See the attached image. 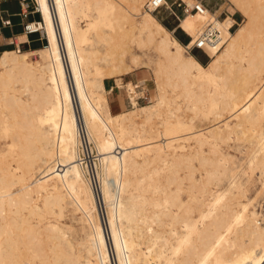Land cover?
I'll return each mask as SVG.
<instances>
[{"label":"bare ground","instance_id":"obj_1","mask_svg":"<svg viewBox=\"0 0 264 264\" xmlns=\"http://www.w3.org/2000/svg\"><path fill=\"white\" fill-rule=\"evenodd\" d=\"M229 1L247 17L233 33L231 15L206 7L179 19L192 39L219 29L202 64L145 0H36L46 44L0 52V264H264V225L240 180L256 171L264 190V0ZM120 7L146 32L132 41L155 40L159 58L152 103L110 76L132 96L112 114L102 66L126 50L94 44ZM91 143L95 173L83 166ZM70 206L88 225L78 240L59 221Z\"/></svg>","mask_w":264,"mask_h":264},{"label":"rangeland","instance_id":"obj_2","mask_svg":"<svg viewBox=\"0 0 264 264\" xmlns=\"http://www.w3.org/2000/svg\"><path fill=\"white\" fill-rule=\"evenodd\" d=\"M1 3H3V0H0ZM9 3L5 4V6L9 9H11L12 5L16 8L18 7V0H7ZM146 1V0H145ZM204 6L215 16L218 18V20H223L226 16H230L234 19L233 26L230 28V31L233 33L235 30L242 24H245L247 21V17L239 12L238 8L234 6L232 2L229 0H201ZM116 2V1H115ZM194 2V1H193ZM25 3H27L30 7H38V10L35 8L32 13L37 14L38 18L29 19L30 12L27 13V15L24 17L25 21L28 22H40L42 20V15L39 11V6L36 0H26ZM3 5V4H2ZM117 6H119L118 3H116ZM143 10V7H142ZM171 11V12H170ZM31 13V14H32ZM168 13V14H167ZM177 13V14H176ZM3 14V12H2ZM153 14L156 16V18L170 31V34L177 38L182 45H186L188 41L191 39V35L188 34L185 30H183L179 26V19L182 18L185 13L182 11V3L180 0H168V4L166 6H163L153 12ZM164 18V19H163ZM261 18V17H259ZM90 17H86L82 19L81 24L87 25L88 20ZM135 19V18H134ZM264 19V14H262V18ZM260 19V20H261ZM109 20L111 25L107 24H100L96 31L98 32V36H96V43L94 44L96 48L99 50V55L104 49L114 50V55L117 54V52L121 51L122 48H124L126 51L122 56L116 57V59L113 61L114 64L117 65V67L112 66H102L103 71V77L105 78H116V77H110L114 74H119V77L122 78H128L132 73H137L139 75L138 80L130 81L135 89V93L132 96H137L138 90L135 88V84L141 85L139 88V91L142 90V88L149 90V100H141L138 104H148L152 103L155 98V82H154V67L155 62L158 60V51L156 50V41H147L143 47H138L136 43L132 41V38L137 39L140 35L142 38H146V32L144 30H134L132 31L131 21L133 20L131 16L125 17L123 15L122 7L116 9L112 14L109 15ZM174 29V30H173ZM39 33V38L36 43L30 42L31 47L27 44H21V40L24 39V37H19L16 40H14V43H12L13 40L10 39H4L2 36H0V52L4 47H8L9 49H20V50H29L34 49V46L42 47L46 44V35L44 29H40L37 31ZM35 33V32H33ZM92 35V34H90ZM90 42L93 43V40H90ZM36 44V45H35ZM225 45V44H224ZM186 49V48H185ZM184 49V50H185ZM186 54L194 55L202 64H206L210 58L205 53L204 50L201 49H195L193 51H186ZM136 55V62L134 63L132 60V56ZM40 55L39 53H34L30 55L29 61L36 62L40 61ZM100 65L102 64V61L99 62ZM130 67L129 69H132V72L125 74L124 71L126 68ZM112 70H120L118 73L111 74L110 72ZM121 80V79H120ZM120 80H117L119 82ZM128 80V79H126ZM121 82V81H120ZM124 85L125 83H120ZM122 93L124 97L119 96L118 99L121 102V108L122 109H115L116 104V97L117 93ZM130 95V93L128 92ZM111 112L113 114L122 112V110H128L132 106V96L131 102L129 103V100L126 95V91L124 88H122L121 91L113 92L111 95L106 94ZM135 100V98H134ZM157 125V127L155 126ZM154 128L151 129L153 131L155 128V132L153 133H160V137L167 138L162 135L164 133L162 130V126H160L159 123L155 124ZM160 131V132H159ZM159 136V135H158ZM158 136L149 137L148 139L152 143H159L161 141ZM177 137V136H175ZM174 138V137H173ZM168 141V140H166ZM180 141H183L181 137L176 138L173 140L174 144H178ZM172 142V141H171ZM91 152L85 153V155L82 154L83 159V166L86 168L85 163L90 166L88 167L89 170L92 169V171H96L100 169V163L99 161L94 158L96 155V149L94 147V144L91 143ZM94 151V152H93ZM232 153L238 154V152L235 151V149H230ZM88 155V156H87ZM87 156V157H86ZM89 162V163H88ZM98 165H96L95 164ZM90 164V165H89ZM95 164V165H94ZM92 166V167H91ZM95 168V169H94ZM91 171V170H90ZM92 173V172H91ZM199 176V175H198ZM240 180L242 183V187L245 190L246 194L249 198L253 199V205L254 209L260 213V219L262 225H264V190L260 188V177L259 174L256 171H252L249 173L242 174L240 176ZM70 211H66L64 215L62 216L61 220H59L62 224L69 226L70 233L74 234L76 236V239H80L83 236V230L88 228V225L84 223L83 214L78 209H72V207H69ZM100 211V210H99ZM91 212V206L90 211ZM92 213V212H91ZM101 215V221L103 224V227L105 226L104 218L102 211L100 212ZM74 216V217H73ZM79 216V218H78ZM92 216V214H91ZM60 219V218H59ZM106 230V227H105ZM107 232V231H106ZM80 237V238H79ZM109 253L112 257V252L109 247Z\"/></svg>","mask_w":264,"mask_h":264},{"label":"built area","instance_id":"obj_3","mask_svg":"<svg viewBox=\"0 0 264 264\" xmlns=\"http://www.w3.org/2000/svg\"><path fill=\"white\" fill-rule=\"evenodd\" d=\"M26 0H19L21 8L23 7V10L21 11V15L25 17L27 13L29 12L30 6L25 3ZM182 3V11L184 13H187L189 11H194V12H201L202 8L205 7L204 4L202 3L201 0H195L192 6H189L184 0H180ZM168 4V0H146L143 9L148 11V12H155L159 8L166 6ZM32 8V7H31ZM38 10V7L34 6L31 10L33 11L34 9ZM217 18V17H216ZM39 22H25L23 23V31L25 33H33L37 32L41 27L38 25ZM31 24H35L34 27H31ZM11 25V20L8 17H3L2 16V10H0V27H5V26H10ZM222 39L221 33L218 28L214 26L213 23H209L207 26H205L199 34L195 38H191L188 43L185 45L187 51H193L195 49H201L204 50L205 46H212L216 45L217 43L220 42ZM141 87V85H140ZM125 89V87H123ZM126 95L129 100V103L131 102V97L128 94L127 90ZM139 95L134 96L135 101L139 103L141 100H149V90L148 88L144 89L142 88L141 91H138Z\"/></svg>","mask_w":264,"mask_h":264},{"label":"crops","instance_id":"obj_4","mask_svg":"<svg viewBox=\"0 0 264 264\" xmlns=\"http://www.w3.org/2000/svg\"><path fill=\"white\" fill-rule=\"evenodd\" d=\"M2 2L3 3H1V1H0V8L5 11V12H3V17H8L11 20V25L5 26L2 28L0 27V36H2V38H4V39L13 40L12 41L13 44H15L14 40H16L17 38L24 37V39H22L20 41L21 44H27V45H29V47H31L30 42L32 41V42L36 43V41H38V38H39V33L35 32V33L28 34L22 30L23 29V23H25L26 21H25L24 17L20 14L21 11L23 10V7L21 8V6L19 4L20 2L18 1V7L17 8L12 5L11 9H9L5 6V4L9 3L7 0H3ZM31 9L32 8L30 7L29 8L30 15L28 18L30 20L33 18H38V15L33 14ZM37 48H40V47L34 46V49H37ZM31 49H29V50H31ZM127 77L128 78H124L122 76L121 82L125 83V82L131 81V80L132 81L138 80L139 75L137 73H132ZM126 79H128V80H126ZM118 85L119 84L117 83L115 78H113V79L105 78L104 79V86L107 89L108 95H111L113 92L121 91L123 87H119ZM119 96L124 97L121 92L117 93L115 109H122L121 108V102L118 99ZM107 102H108V99H107ZM108 108H109L110 113H112L111 109H110L109 102H108Z\"/></svg>","mask_w":264,"mask_h":264},{"label":"trees","instance_id":"obj_5","mask_svg":"<svg viewBox=\"0 0 264 264\" xmlns=\"http://www.w3.org/2000/svg\"><path fill=\"white\" fill-rule=\"evenodd\" d=\"M18 1H19V0H18ZM19 4H20V3H19ZM0 10H2V12H5V11H4L3 9H1V8H0ZM2 16H3V14H2ZM22 30H23V29H22ZM28 34H31V33H28ZM3 49H9V48H8V47H4ZM3 49H2V50H3Z\"/></svg>","mask_w":264,"mask_h":264}]
</instances>
